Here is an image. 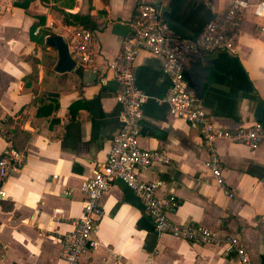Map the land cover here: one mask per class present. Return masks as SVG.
Segmentation results:
<instances>
[{
	"label": "crops",
	"instance_id": "obj_1",
	"mask_svg": "<svg viewBox=\"0 0 264 264\" xmlns=\"http://www.w3.org/2000/svg\"><path fill=\"white\" fill-rule=\"evenodd\" d=\"M25 1L0 0V156L8 148L24 156L14 173L0 178L6 193L0 198V264H63V237L81 213L80 183L105 162L120 128L108 64L130 32L137 4L31 0L26 9L18 7ZM232 1L164 0V20L178 35L193 38ZM245 1L249 6L234 34L236 52L209 54L203 64L190 62L184 73L187 91L224 130L264 125V0ZM66 14L89 18L98 38L96 73H56V50L46 39L42 45L31 39L32 25L40 24L33 37L47 29L66 40L72 29ZM162 63L143 51L133 64L136 85L146 96L140 146L169 157L168 164H154L139 178L161 183L156 196L167 204L171 221L205 226L221 242L202 245L156 233L134 193L115 182L100 202L93 246L79 264H240L226 238H236L254 264H264V142L253 150L218 142L229 197L205 167L198 131L168 112Z\"/></svg>",
	"mask_w": 264,
	"mask_h": 264
},
{
	"label": "built area",
	"instance_id": "obj_2",
	"mask_svg": "<svg viewBox=\"0 0 264 264\" xmlns=\"http://www.w3.org/2000/svg\"><path fill=\"white\" fill-rule=\"evenodd\" d=\"M135 1L137 12L128 23L130 32L121 41L119 53L108 64L117 85L115 101L120 106V128L111 140L105 162L80 183L79 191L83 195L81 213L74 222L73 230L63 237L60 252L63 264H79L81 256L93 246L92 236L96 231L100 202L115 182L123 183L134 193L156 233L202 245H217L221 242L205 226L171 221L166 211L167 204L156 196L161 183L139 178L141 172L150 169L154 164L169 163L165 151L147 150L139 143V124L146 96L136 85L133 64L141 52L146 51L162 58V73L169 80L164 98L168 112L198 131L207 152L205 167L215 185L229 197L231 194L225 184L218 142L228 141L246 146L250 150L264 142V125L259 122L234 130L219 128L203 110L201 99L187 91L184 79L190 62L203 64L209 54L236 52L234 34L242 12L249 6L248 3L245 0H233L225 10L215 13L195 37L185 38L174 32L165 22L164 0ZM259 6L264 7V2ZM68 34L65 42L76 68L96 73V33L72 28L68 30ZM23 160L21 152L14 148L6 149L0 156V178L3 180L14 173ZM5 197L6 193L0 189V198ZM169 201L171 203L173 198L170 197ZM224 242L228 251L235 252L240 264H254L236 238H226Z\"/></svg>",
	"mask_w": 264,
	"mask_h": 264
},
{
	"label": "water",
	"instance_id": "obj_3",
	"mask_svg": "<svg viewBox=\"0 0 264 264\" xmlns=\"http://www.w3.org/2000/svg\"><path fill=\"white\" fill-rule=\"evenodd\" d=\"M45 44L56 50L57 62L54 71L59 74L70 73L76 69L74 61L71 59L67 44L62 36L53 35L45 40ZM94 78V74H89Z\"/></svg>",
	"mask_w": 264,
	"mask_h": 264
},
{
	"label": "trees",
	"instance_id": "obj_4",
	"mask_svg": "<svg viewBox=\"0 0 264 264\" xmlns=\"http://www.w3.org/2000/svg\"><path fill=\"white\" fill-rule=\"evenodd\" d=\"M30 1L31 0H26L24 3L17 4V5H18V7L20 6L21 8L26 9L28 4L30 3ZM65 23H66L67 26L72 27V28L85 29V30H88L90 32H93L88 26L89 18L86 17V16L66 14L65 15ZM39 25L40 24L32 25L31 30H30V35H31V39L33 41H35L37 44L42 45L44 39H47L48 37H51L54 34L49 32L47 29H41L37 33V36L33 37L32 36L33 31Z\"/></svg>",
	"mask_w": 264,
	"mask_h": 264
}]
</instances>
